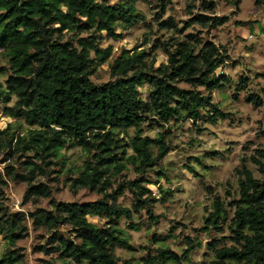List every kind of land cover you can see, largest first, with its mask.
<instances>
[{"label": "trees", "instance_id": "1", "mask_svg": "<svg viewBox=\"0 0 264 264\" xmlns=\"http://www.w3.org/2000/svg\"><path fill=\"white\" fill-rule=\"evenodd\" d=\"M110 1L0 0V49L9 65L6 90H1L0 85V103L7 104L13 96V105L5 108L8 116L21 119L33 128L27 137L16 138L17 150L31 151L43 163L55 158L63 148L79 147L87 157L78 176L70 179L71 187L87 188L101 195L100 200L92 203H56L45 185H32L36 172H41L40 166L29 164L27 175H14L28 185L25 200L40 197L50 200L51 211L37 209L28 216L33 224L53 231L49 237L52 251L41 249L57 252L62 264H128L121 263L114 253L115 248L125 246L117 223L122 218L131 221L133 214L142 210L149 212L154 202L144 185V172L156 166L168 153V147L160 137L149 139L137 134L132 138L131 160L139 177L126 183L134 198L131 209L123 207L117 203L122 193L113 190L110 180L114 171L119 174L125 168L123 153L119 151L122 145L114 130L133 128L138 133L145 121L148 126H158L159 122L168 123L181 116L196 121L203 109H210L213 114L207 119L211 124L225 118L212 104L209 94L226 83L224 77L215 75L225 64L226 54L220 53L211 42L202 44L196 53V39L192 35L187 36L189 40L176 41L169 47L162 44L167 61L153 73L146 69L143 51L123 50L109 68L113 80L101 85L91 81L98 67L110 58L112 48L100 49L93 37L90 40L79 35L104 32L117 40L122 37L117 30H126L143 21L135 11L137 0ZM156 1L162 13L171 3ZM201 1L204 10L210 11L213 3ZM224 20L225 17L205 15L193 18L205 28H217ZM159 27L181 32L172 19L160 22ZM67 33H73L74 39L65 40ZM180 83L189 85L190 89L180 88ZM145 85L149 86V92L143 99L139 88ZM197 88L209 94L204 96ZM250 97L252 103L259 104L258 96ZM151 116L157 119L152 121ZM9 136L10 140L14 137ZM152 146L157 148V157L152 155ZM261 156L264 159V153ZM9 174L13 176L12 172ZM243 176L238 187L239 200L227 227L232 245L211 242L208 249L213 260L209 264H264V183L247 171ZM4 184L0 173V235L12 247L26 234L21 225L25 215L6 211L2 203ZM87 217L105 218L106 226L99 228ZM224 220L222 204L214 202L205 224L217 231L218 224ZM62 226L70 227L72 240L58 231ZM158 258L160 264H182L169 249L161 250ZM148 259L144 264H156L154 258ZM188 259L185 254L181 260ZM0 264H23L22 255L16 249L10 250L0 259Z\"/></svg>", "mask_w": 264, "mask_h": 264}, {"label": "rangeland", "instance_id": "2", "mask_svg": "<svg viewBox=\"0 0 264 264\" xmlns=\"http://www.w3.org/2000/svg\"><path fill=\"white\" fill-rule=\"evenodd\" d=\"M170 1L163 13L156 0L135 1V11L143 21L126 30H117L122 35L120 39L115 40L104 32L79 35L90 40L93 37L100 49L112 48L110 58L90 77L97 85L113 80L109 68L123 50L143 51L149 73L166 64L162 44L169 47L176 41H187L188 35L196 39V53L202 44L211 42L220 53L226 54L225 64L215 72L216 77H224L223 88L210 94L197 88L202 95L211 96L212 104L225 115L224 119L211 124L207 119L213 114L210 109H203L196 121L181 116L168 123L159 122L158 126H148L145 121L138 133L133 128L114 130L122 145L119 151L123 153L121 159L125 168L119 174L114 171L110 180L113 190L122 193L117 203L123 207L131 209L134 198L126 183L139 177L131 160L134 155L130 148L132 138L137 134L149 139L160 137L168 147V153L156 162V166L144 172V185L154 201L149 212L142 210L133 214L131 221L122 218L117 223L125 240V246L114 251L121 263L144 264L148 258H154V262L160 264L157 260L160 251L169 249L182 264H209L213 260V253L208 249L211 242L232 245L227 227L239 200L238 187L240 180L244 179L243 172H249L255 180L264 183V159L261 156L264 153V0H203L213 3L210 11L204 10L201 0ZM197 15L225 17V20L217 28H205L193 21ZM167 19L174 20L181 32L162 30L159 23ZM72 34H65L64 39H74ZM8 68L5 53L0 49L3 91L6 90ZM178 86L190 89L184 83ZM139 92L146 99L149 86L139 88ZM252 95L259 97V104L252 103ZM14 101L10 96L7 104L0 103V132L8 133H0V173L5 183L2 203L8 213L25 215L21 225L26 234L12 247L0 235V259L16 249L22 255L23 264H62L57 252L41 249L52 247L49 237L53 231L33 224L28 216L37 209L51 211L50 200L42 197L25 200L28 185L14 175H27L29 164L40 166L41 172H36L32 185H45L56 203H92L100 200L101 195L87 188L71 187L70 179L78 176L87 157L79 147L63 148L55 158L43 163L33 152L17 150L16 138L27 137L29 129L33 128L21 119L8 116L5 108L12 106ZM151 118L152 121L157 119ZM11 134L14 135L12 140ZM152 155L157 157L155 146H152ZM218 201L225 210L226 220L218 224L219 230L216 231L206 225L205 220L213 212V203ZM87 220L99 228L107 223L102 217H87ZM58 231L72 240L69 226H62ZM185 254L188 261L181 260Z\"/></svg>", "mask_w": 264, "mask_h": 264}]
</instances>
